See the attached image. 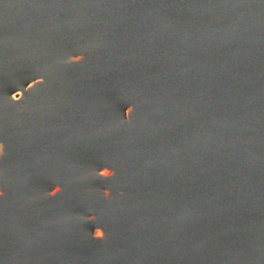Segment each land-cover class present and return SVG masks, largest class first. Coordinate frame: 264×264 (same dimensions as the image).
I'll return each instance as SVG.
<instances>
[{"label":"water","instance_id":"water-1","mask_svg":"<svg viewBox=\"0 0 264 264\" xmlns=\"http://www.w3.org/2000/svg\"><path fill=\"white\" fill-rule=\"evenodd\" d=\"M0 264H264V0H0Z\"/></svg>","mask_w":264,"mask_h":264}]
</instances>
